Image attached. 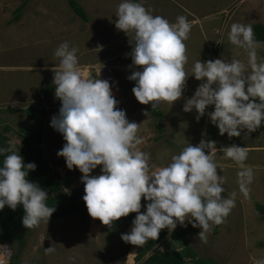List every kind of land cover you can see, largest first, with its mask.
Masks as SVG:
<instances>
[{
    "label": "rangeland",
    "instance_id": "374dc122",
    "mask_svg": "<svg viewBox=\"0 0 264 264\" xmlns=\"http://www.w3.org/2000/svg\"><path fill=\"white\" fill-rule=\"evenodd\" d=\"M75 1L83 8L88 20L76 14L69 0H0V135L7 137V144L19 152L26 148L22 140L24 137L33 141L31 134L41 131L42 136L37 142L39 145H36L50 167L49 175L60 182L66 194L69 195L74 189H84L81 181L83 174L77 168L69 170L65 159L57 155L66 143L55 135L61 133L54 128L48 131L45 129L46 121L51 122L53 116H58L61 107V101L55 97L52 69L59 70L60 58L54 53L65 41L70 47L78 49L77 57L82 70L95 65L98 70L108 66L116 72L118 87L113 83L110 85L119 101L117 107L126 111L129 122L134 121L139 125L137 136L143 142L138 148L150 154V171L167 166L173 155L180 154L189 144L196 146L202 139L214 140L218 147L264 144V124L250 135L245 130L241 136L229 138L226 133L223 136L219 134L207 114L197 121L195 109L191 112L183 110L186 101L202 83L192 75L198 60L205 62L219 56L229 61L236 58L245 65L244 75L251 74L247 51L231 44L228 32L233 23L250 24L253 28V22H264V12L255 15L252 12L255 5H264V0H136L152 15L162 16L169 23H175L179 16L194 22L188 39L184 41L187 56L184 70L187 76L182 96L172 105L160 102L158 106L162 112V131L156 128L157 119L150 111L151 102L147 105L139 103L132 92L135 82L127 79L133 71L142 70L143 66L129 67L132 65L129 54L134 47V34H126L115 27L116 12L122 0ZM24 2L20 16L16 19V9ZM256 51L258 62H264V43H258ZM91 72V79H97L92 69ZM97 75L103 76V70L97 71ZM145 111L149 112L148 116L144 114ZM211 111H214V105L206 108V113ZM208 151L205 150L206 154ZM220 157L227 160L224 165L229 168L237 164L217 150L214 162L219 168L222 166ZM244 162L257 169L254 170L253 181L260 177L255 186L261 193V200L257 201L264 204V187L260 186L261 179L264 182V153H248ZM227 167L224 170L228 172L227 178L231 179L233 168H230V172ZM101 168L102 165L97 166L90 175L102 174ZM218 171L222 170H217L220 176ZM38 185L41 186L40 183ZM233 188L228 185L229 190ZM45 191L51 195L49 190ZM252 198L255 196L251 195ZM254 202L255 199L252 200ZM237 203L239 208L233 207L231 221L236 222L238 218L243 221L242 218L246 216L248 222L245 224L242 222L230 230L231 221L227 216L222 230L224 233L220 228L214 233L215 224L205 234L206 239L198 236L200 228L189 232V244L200 257L213 258L219 264H256V261L264 259V248L259 245L264 240V218L257 210L252 212L254 217L249 216L252 213L246 212L247 209L239 201ZM128 224L132 226V222ZM128 224L112 230L109 225H104L86 212L85 216L74 214L49 218L48 223L41 221L29 232L19 227L18 231L26 234V244L21 250L19 264H139L141 260L135 256L141 246L121 239V235L127 233ZM185 224L188 225L187 221ZM237 225L238 222L234 224ZM178 226L179 229L185 227ZM217 235H220L218 239L221 241L216 243ZM170 237V234L167 235L142 260L162 250L181 249L179 243ZM228 237L239 242V246L236 250L230 246L224 253L227 258L220 255L223 253L219 249L229 244ZM16 245L13 249L17 248ZM5 246L0 247V264H3L1 262L5 254L10 257L13 253L11 247ZM51 246L55 251L46 254L45 248Z\"/></svg>",
    "mask_w": 264,
    "mask_h": 264
},
{
    "label": "clouds",
    "instance_id": "9594fccd",
    "mask_svg": "<svg viewBox=\"0 0 264 264\" xmlns=\"http://www.w3.org/2000/svg\"><path fill=\"white\" fill-rule=\"evenodd\" d=\"M116 18L118 30L134 34L129 67L143 66L127 77L135 82L132 89L135 98L144 105L151 102L154 110L160 102L172 105L181 98L185 87L184 41L194 22L179 16L175 23H169L162 16L152 15L136 0H122ZM228 39L247 51L251 74L244 75L245 65L236 58L198 60L192 75L202 83L183 110L195 109L197 121L207 114L221 136L226 133L232 138L241 136L245 130L250 135L264 124V62H258L256 49L262 42L254 39L250 24L233 23ZM77 51L65 41L54 53L60 58L59 70L52 71L55 97L61 101V107L58 116H53L51 122L46 121L45 129L54 128L61 133L55 135L66 143L57 155L65 159L69 170L77 168L83 174V200L89 215L111 226L113 221L137 213L128 222H132V226L124 223L130 226L127 233L121 235L123 241L136 246L143 247L149 240H157L163 229L169 232L179 229L178 224L200 228L198 236L206 239L205 234L212 224L224 223L235 207V193L231 198L222 196L226 190L224 178L217 174L219 166L214 162L216 141L202 139L196 146L189 144L180 154L172 156L170 164L150 171V154L138 148L143 142L137 136L139 125L129 122L126 111L117 107L119 101L110 85L118 87L116 72L108 66L98 70L95 65L82 70ZM90 68L97 79H91ZM102 70L103 76L98 77L97 71ZM108 76L112 79L106 80ZM210 105H214V111L206 113ZM144 114L148 116L149 112ZM205 150H209L208 154ZM219 151L239 165L238 183L247 197L248 185L254 178L253 169L244 164L247 149L233 144ZM6 152L10 149L0 148V155L4 156L0 165V210L6 205L12 210L22 205L25 211L22 223L27 229L38 226L41 221L48 223L56 209L48 206L47 192L27 179L36 164H25L19 153L4 155ZM100 165L102 174L90 175ZM142 197L146 201L144 212H141ZM4 244L9 246L2 239L0 247ZM53 251L52 246L45 248L46 254ZM10 257L5 254L1 263L9 264ZM187 263L193 264L186 259ZM256 264H264V259Z\"/></svg>",
    "mask_w": 264,
    "mask_h": 264
},
{
    "label": "trees",
    "instance_id": "16d2710c",
    "mask_svg": "<svg viewBox=\"0 0 264 264\" xmlns=\"http://www.w3.org/2000/svg\"><path fill=\"white\" fill-rule=\"evenodd\" d=\"M70 6L74 9L76 14L81 16L84 20H88L87 16L81 6L77 4L75 0H69ZM25 2L20 5L16 9V19L20 16V11L24 7ZM254 30V39L257 42L264 43V25L260 23H256L253 26ZM152 114L157 119L156 128L159 131L163 130V125L160 119L162 118V113L159 108L153 109L151 108ZM41 131H38L34 134H31L33 141H29L26 137L22 140L24 141V145L26 144V148L17 152L14 151L9 144H7V137L0 135V148L10 149V152H6L4 155L11 154V152L19 153L24 160V163L27 164L29 162H34L36 164V169L34 171H29L27 179L31 182H37L41 184V188L43 190H49L51 195H48L47 204L48 206L54 207L56 210L51 215L50 218H62L69 215L74 214H82L86 215L88 212L86 208V204L83 200V196L85 195L84 189H74L69 195L66 194L60 187V182L56 179H53L50 174V167L46 163V161L41 156V151L38 149L36 143L39 141L41 137ZM158 139V138H157ZM38 144V143H37ZM4 156L0 155V165H2ZM43 176H46L43 178ZM146 201L141 199V212L146 211L143 207ZM256 209L261 213L264 218V204L256 203ZM25 214L22 205H18L16 210L10 209L7 205L3 210H0V238L7 241L8 245L13 249L14 245L17 244V248L13 249L12 256L10 257L9 264H19V256L21 250L26 244V234L19 232L18 228L23 227L27 231H31V229H27L23 223L22 218ZM137 213H130L126 217H121L117 221H113V224L110 227L112 230H117L122 224L128 223L132 221ZM226 219V218H225ZM221 225V224H220ZM219 225H216L213 232L217 231ZM192 230H199V228H193L191 224L187 227H183L181 229H176L174 231L169 232L168 229L161 230L159 234V238L155 241L149 240L147 244L141 247L135 256L137 260L142 259V256L146 254L149 250L153 249L157 246L161 241L167 236L171 235V239L176 241L181 245V250H162L144 260L143 264H185V260H189L193 264H219L218 262L210 259L203 258L198 255L196 251L193 250L191 245L189 244L188 234ZM260 246L264 247V240L260 242Z\"/></svg>",
    "mask_w": 264,
    "mask_h": 264
},
{
    "label": "crops",
    "instance_id": "0c3cea01",
    "mask_svg": "<svg viewBox=\"0 0 264 264\" xmlns=\"http://www.w3.org/2000/svg\"><path fill=\"white\" fill-rule=\"evenodd\" d=\"M244 0H240V2H243ZM252 12L254 13L253 15H255V14H259L260 12H264V5H255L253 8H252ZM256 23H260V24H263L264 25V22H260V21H258V22H253V26H254V24H256ZM233 46V45H232ZM231 46V47H232ZM233 49V48H232ZM230 54H232V53H230ZM219 58H221L220 56H219ZM226 60V59H225ZM246 72V71H245ZM116 78H117V76H116ZM40 98V97H39ZM39 100V99H38ZM215 128V127H214ZM233 145V144H232ZM236 145V144H235ZM238 145V144H237ZM222 147H225V146H223V145H221ZM238 146H244L246 149H247V152L249 153V154H255V155H257V154H259V153H264V144H248V143H246V144H243V145H241V144H239ZM217 147V150L219 151V149L220 148H222V147H218V146H216ZM221 152V151H220ZM220 162H222V166H220V168L218 167L217 168V170H222V171H218L219 173H221V175L220 176H222L223 178H224V185H223V187L225 188V192L224 193H222V196H227V197H229V198H231L232 197V194L233 193H235V208L237 207V208H239V206H238V203H237V201H239L244 207H245V209H247V211L246 212H248V211H250V214L254 211V210H257L256 209V207L254 206V204L256 205V203H259V201H257V200H261V196H260V192L257 190V188L255 187V186H257V184H258V182L256 183V181L260 178H258V179H256V181L254 180V181H252V183L250 184V185H248V187H249V189H250V191H249V193L252 195V196H255V198H252L251 199V195L249 194L247 197L240 191V187H239V183H238V176H237V173H238V171H240L241 169H240V167H239V165L238 164H232V166L233 167H230V168H233V169H231V170H233V173H234V175H231L230 177H231V179H228L227 178V176L229 177V175H227V173L225 172L226 170H224L227 166L226 165H224V164H227V160H225L223 157H220V160H219ZM244 164L246 165V166H249V167H251L252 169H253V172H254V170H257L255 167H253V166H251L250 164H248V163H246V162H244ZM230 168L229 167H227V170L228 171H230ZM263 171H264V167H263V169H262ZM231 172V171H230ZM261 176V175H260ZM233 177V178H232ZM262 181H260V186L262 187H264V182H263V179H261ZM232 186V187H234L233 189H231V190H229L228 189V185L229 184ZM262 187V188H263ZM264 189V188H263ZM264 193V192H263ZM263 197H264V195H263ZM242 199V200H241ZM253 199H255L256 200V202H254V204L252 203V200ZM262 204V203H261ZM252 207H253V209H252ZM233 209V208H232ZM233 210L232 211H230V213H229V215H228V217H230V221H231V218H232V215H233ZM241 212V214H240V216H242L243 217V215H242V211H240ZM249 216H253L254 217V214L252 213L251 215H249ZM262 216V215H261ZM245 218H246V216L244 217V218H242L243 219V221H240L239 220V218H238V220L236 221V222H233V221H231V226H230V230L231 229H235L236 227H238L242 222H244V224L246 223V222H248L247 221V219L245 220ZM263 218V217H262ZM226 219H227V217H226ZM226 219H225V221H224V223H222L221 225H219L218 226V228H217V232H218V230H219V228L221 229V232H223L224 233V231H222L223 230V228L225 227V223H226ZM238 222V225L237 226H234V224L235 223H237ZM256 223H258V221L256 220ZM214 224H212V226H213ZM211 226V227H212ZM214 227H216V226H214ZM200 230V229H199ZM231 232V231H230ZM237 233V232H236ZM222 234V233H221ZM218 236L220 237V235H217V240H216V243L218 242V240H220V239H218ZM232 236V235H231ZM227 239V238H226ZM228 239H229V237H228ZM221 241V240H220ZM229 244H226V245H224V246H222L221 247V249H219L223 254H220V255H223V256H225V257H227L228 258V256H227V254H225L224 255V253L227 251V250H229V247L231 246V248H233L232 250H236L237 249V247L239 246V242H235V240H233V239H229ZM261 242V241H260ZM260 242H259V245H260ZM264 248V247H263ZM199 255V254H198ZM230 256L231 255H229V258H230ZM210 259H212V260H214L213 258H210ZM214 261H216V260H214ZM217 262V261H216ZM139 264H143V262H142V259H141V261H140V263ZM188 264V263H187Z\"/></svg>",
    "mask_w": 264,
    "mask_h": 264
},
{
    "label": "built area",
    "instance_id": "2783aa9c",
    "mask_svg": "<svg viewBox=\"0 0 264 264\" xmlns=\"http://www.w3.org/2000/svg\"><path fill=\"white\" fill-rule=\"evenodd\" d=\"M111 79H112L111 76L106 77V80H111Z\"/></svg>",
    "mask_w": 264,
    "mask_h": 264
},
{
    "label": "bare ground",
    "instance_id": "6f19581e",
    "mask_svg": "<svg viewBox=\"0 0 264 264\" xmlns=\"http://www.w3.org/2000/svg\"><path fill=\"white\" fill-rule=\"evenodd\" d=\"M84 73H86V71H84Z\"/></svg>",
    "mask_w": 264,
    "mask_h": 264
}]
</instances>
